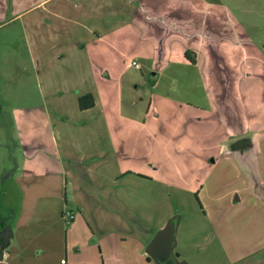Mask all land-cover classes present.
Returning a JSON list of instances; mask_svg holds the SVG:
<instances>
[{"label": "crops", "instance_id": "1", "mask_svg": "<svg viewBox=\"0 0 264 264\" xmlns=\"http://www.w3.org/2000/svg\"><path fill=\"white\" fill-rule=\"evenodd\" d=\"M212 3L213 8H201L192 0H8L7 19L0 18V26L14 24L20 29L24 56L19 63L10 52L6 60L0 56V61L8 62L5 68L13 66L21 73L7 77L5 68L0 69V78L7 81L0 92V113L7 112L0 121V198L7 209V216L0 215V264H162L147 246L170 220V213L155 225L138 219L132 223L136 235H105L131 223L121 212L126 197L118 194L106 201L92 190L97 185L113 186L116 193L129 188L151 200L159 182L142 168L124 172L121 164L129 152L127 143L133 142L126 137L127 128H146V123L130 116L128 121H112L99 104L110 81L124 75L114 65L117 53L121 55V48L128 45L135 48L131 61L139 68L131 61L129 66L152 85L159 77L154 66L167 41L180 49L176 60L199 70L201 80L192 81L189 88L202 95L206 106L189 102L197 112L184 116L183 122L202 123L201 113L209 109L225 129L216 156L205 157L211 158L209 165L231 159L243 177L240 187L226 192L225 196L233 193L226 207L243 204L241 193L249 196L264 190L259 160L264 151V108L260 115L252 105L246 117L239 105V81L234 77L239 59L220 27L221 4ZM250 58L245 75L249 102L254 91L262 90L264 97V48L253 51ZM32 85L38 96L35 102L30 100ZM85 94H91L94 104L81 109L78 98ZM16 97L23 100L15 103ZM158 110L154 102L153 116ZM118 115L126 118L121 103ZM238 141L240 146L234 148ZM141 142L140 133L134 144ZM93 164L96 171L91 170ZM111 205L113 216L105 212ZM66 210L74 214L68 225L63 218ZM183 218L179 215L175 221L171 249L175 264H264V250L186 251ZM52 224L65 229L64 245Z\"/></svg>", "mask_w": 264, "mask_h": 264}, {"label": "rangeland", "instance_id": "2", "mask_svg": "<svg viewBox=\"0 0 264 264\" xmlns=\"http://www.w3.org/2000/svg\"><path fill=\"white\" fill-rule=\"evenodd\" d=\"M192 1L201 8H208V5L212 7V2L221 4L218 6L221 9L220 27L224 38H227L230 44L233 43V53L235 58L239 59L234 74L239 81V105L246 117L252 105L259 110L263 109L264 97L261 89L259 92L254 91L255 94L250 102L247 100L248 80L245 75L253 51L264 48V0ZM7 3L8 0L0 3V10L5 9L3 14L0 11V18L3 20L7 19ZM20 43L21 31L18 27L7 23L0 26V56L3 59L6 60L10 52L13 61L19 63L24 56ZM171 45L167 41L162 48L161 59H158L154 66V70H158L159 73L154 85L148 80H142L139 70L129 66L135 56V48L131 45L121 48L123 52L121 55L117 53L118 64L114 66L118 67V70L121 69L124 75H121L120 80H111L109 87H105L99 97L100 106L112 121L125 119L128 121L130 116L146 123L145 129L131 127L126 130V137L133 142L127 143L129 152L121 160L124 172L142 168L151 172L159 181L151 200H147L148 198L140 195L139 192L130 191L129 188H123L116 193L117 189L110 185L104 189L98 185L95 186L96 189L92 187L93 194L104 195L107 198L106 201L117 199L118 194H124L126 197L125 207L116 204L121 206L122 217H127L126 221L131 223L125 226L126 229L122 228L118 231L111 229L110 233L105 231L104 234L121 233L125 237H129L130 234L133 236L138 231L132 223H136L138 219L143 217V222L151 220L152 225H155L170 213V220L173 221H176L179 215L184 217L182 224H186L184 229L186 251L212 249L211 252L214 253L217 250L239 252L264 250V190L253 192L249 196L241 193L243 204H237L232 208L226 207L227 200L233 194L225 196L226 192L232 187H240L243 177L237 173V168L231 159H222L220 162L218 160L216 164L209 165L211 158L207 159L205 156L209 153L216 156L219 151V139H225V129L214 120L212 112L207 110L208 107H205L207 112L201 113L202 123L193 122L186 125L183 122L184 116H192L197 112L194 107L187 105L189 102H193L191 103L193 106L200 107L206 106V103L196 89L189 88L192 81L200 79L199 70L176 60L181 57L180 49L175 43ZM253 46L259 48H253ZM3 61H0V69L7 66L6 63L8 64L7 61ZM12 67H4L7 77H11V74H21L18 70H12ZM145 74L146 77L149 76V71L145 70ZM6 82L5 78H0V92L5 91ZM101 88L103 89V86ZM37 97L35 86L32 85L31 102H35ZM22 100V97H16L13 102ZM154 102L159 109L156 116H153L151 112ZM119 103L122 104L126 118L118 115ZM5 109L6 107L3 110ZM261 113L262 110L260 115ZM4 114L7 112L0 113V121ZM140 133L141 144H134L135 138ZM263 153L264 151L259 155L262 167H264ZM90 167L91 170L94 169L93 171L97 169L94 164ZM261 176L263 180L264 170ZM96 177L99 176L96 174ZM100 178L106 180L101 175ZM168 184L171 185V189L168 188ZM173 187L180 190H175ZM181 199L183 202H178ZM1 204L0 198V215L5 217L7 209ZM142 204L144 207L141 206ZM114 210L112 205L110 208H105L106 214L110 216L114 215ZM150 214H152L151 217L146 219ZM60 220L63 221L61 218ZM65 224L68 225L70 222ZM52 230L64 245L65 229L52 224ZM213 257L215 258L214 254Z\"/></svg>", "mask_w": 264, "mask_h": 264}, {"label": "water", "instance_id": "3", "mask_svg": "<svg viewBox=\"0 0 264 264\" xmlns=\"http://www.w3.org/2000/svg\"><path fill=\"white\" fill-rule=\"evenodd\" d=\"M242 141L234 143V148ZM175 221L169 220L165 227L158 230L147 246V252L162 264H175L171 249L174 239Z\"/></svg>", "mask_w": 264, "mask_h": 264}, {"label": "trees", "instance_id": "4", "mask_svg": "<svg viewBox=\"0 0 264 264\" xmlns=\"http://www.w3.org/2000/svg\"><path fill=\"white\" fill-rule=\"evenodd\" d=\"M185 56L192 63L195 62V59L189 55V52H185ZM78 104L81 109L91 107L94 104L93 97L91 94H85L78 98Z\"/></svg>", "mask_w": 264, "mask_h": 264}, {"label": "built area", "instance_id": "5", "mask_svg": "<svg viewBox=\"0 0 264 264\" xmlns=\"http://www.w3.org/2000/svg\"><path fill=\"white\" fill-rule=\"evenodd\" d=\"M131 65L135 68H139V63H137L136 61H131ZM63 218L66 222H69L73 220L74 214L71 211L66 210L63 212Z\"/></svg>", "mask_w": 264, "mask_h": 264}]
</instances>
